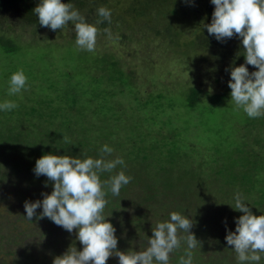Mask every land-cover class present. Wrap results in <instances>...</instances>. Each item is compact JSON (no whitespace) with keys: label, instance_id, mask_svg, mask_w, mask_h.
I'll use <instances>...</instances> for the list:
<instances>
[{"label":"rangeland","instance_id":"obj_1","mask_svg":"<svg viewBox=\"0 0 264 264\" xmlns=\"http://www.w3.org/2000/svg\"><path fill=\"white\" fill-rule=\"evenodd\" d=\"M188 4L189 0H176L172 4L166 0H82L74 7L87 23L100 30L94 52L78 49L71 22L56 31L33 25L17 28L12 26L15 14L0 13V103L7 100L18 105L11 110L16 114L0 111V141L7 136L29 137L28 125L38 123L37 115H21L19 105H41L42 99L53 97L54 105L60 108L62 104L57 98L60 93L56 94L49 86L53 82L69 87L82 99L85 120L81 122L91 125L90 132L85 134L108 138L102 145H113L112 148H116L114 159L122 157L125 161V165L117 167L129 172L130 167L137 166L155 187L162 190L164 186L171 194L176 193L177 201L171 212L182 215L185 212L182 213V209L189 205L192 208L185 217L192 220L201 215L198 217L201 220L193 221V234H199L208 246L209 256L205 261L213 258L221 264L233 261L240 264L237 253L231 249L233 245H228L225 237L228 232H235L237 215L244 213L234 209L237 189H226L229 173L220 174L219 179L214 171L222 172L233 158L238 160L233 155L242 150L243 156L257 161L256 166L261 169L257 175L264 183V117H248L242 109H235L233 101L216 112L200 113L184 106L188 87L197 86L210 94L230 89L231 69L245 64V61L239 65L232 62L238 57V52L232 48L243 47L242 38L233 37L232 48L214 43L198 45L197 36L208 32L205 25L210 24L212 18L189 8ZM100 7L111 11L110 24L91 21L95 17L100 19L97 14ZM135 8L143 10L142 16L134 14ZM168 22L176 34L167 31ZM1 28L14 40L10 42ZM6 47L14 51L9 52ZM219 52L225 53L222 64H217ZM246 66L250 73L258 71L252 65ZM20 70L27 77L26 88L10 96V77ZM119 70L121 74H117ZM68 72L70 75L65 76ZM161 93L160 102L164 104L161 109L173 104L164 112L156 110L155 104L149 101ZM94 122L98 126H92ZM95 128H100L101 132L94 133ZM165 140L175 146L164 148ZM172 146L175 147L173 153L170 152ZM200 156L207 157L205 165ZM193 158H197V162ZM0 174L7 179L0 186L3 242L10 235L12 239L26 238L21 245L40 242L42 230L35 237L23 236L38 227L20 216L25 208L12 195L17 191L14 177L4 170H0ZM255 179L248 181L255 182ZM242 197L243 202L247 201V197ZM221 210L225 212L220 214ZM251 211L256 216L264 215L256 206ZM157 217L150 221L156 222ZM203 221L202 227L195 231V226ZM198 248L199 245L194 250ZM5 260L7 264H16L15 256ZM261 262H264V253L259 264ZM106 264H119V258L109 257Z\"/></svg>","mask_w":264,"mask_h":264},{"label":"trees","instance_id":"obj_2","mask_svg":"<svg viewBox=\"0 0 264 264\" xmlns=\"http://www.w3.org/2000/svg\"><path fill=\"white\" fill-rule=\"evenodd\" d=\"M167 1L171 4L176 2V0H166V3H168ZM40 2L41 0H0V13L8 15L15 14L14 24L12 25L14 27L20 28V26L32 25L41 27L39 24V17L34 13L35 7H37ZM61 2H71L73 5H78L82 0H61ZM188 5L189 8H193L200 14L206 13L209 18H212V14L215 10V5L211 3V0H189ZM172 11L174 15L177 13L176 9ZM135 13L138 16H142L143 10H137V8H135L134 14ZM97 19L99 18L95 17L91 21H97ZM17 21L18 24H15ZM12 26L10 28H13ZM166 29L169 33H177L171 28L170 22L167 23ZM1 30L6 33L10 42L14 40V37L7 33V30L2 28ZM203 30L205 31V28ZM12 31L15 33V30ZM197 40L198 45L202 43H214L216 45L222 44L220 46L222 48H226L227 46L232 48L233 46L230 45V43L233 42L234 38L232 37L226 39L224 42H220L214 35L204 32L200 36H197ZM191 45L194 46L193 42ZM6 49L9 52L14 51V48L11 47H6ZM232 49L238 52V57L234 58L232 62H234L235 65L242 64L245 61V50L243 47H240V49ZM219 53L220 56L217 58V64H222V57H225V53ZM112 64L116 66L117 63L113 62ZM121 73L122 71L119 70L117 74ZM69 75L70 72L65 76ZM49 87L54 89L56 94L60 93L57 98H59L62 106L58 108L54 105L55 98L53 97L42 99L41 105L37 104L32 107L19 105V112L21 115L24 117H33L37 115L39 119L36 122L38 123H30L28 125L29 137H22L21 135L7 136L0 141V170L6 171L7 175L10 177H14L17 191L12 195H14L19 204L22 203L23 206L25 201H42L44 199L42 193L50 195L54 190V182L49 181L44 175L36 176L34 172L36 161L39 158L44 155L52 154L60 156L69 155L73 158H80L81 160L89 157L99 159L102 155L100 151L103 147L102 144L108 141L107 137H102L98 134H85V132H90L91 125L89 122L88 124L81 122L85 120L83 111L84 105L81 103L82 99H78L73 90L65 85L53 82ZM162 93L156 95L155 99L149 101L155 104L156 110H162L164 112L168 109V106L171 109L170 106H173V104L169 103L165 109H161L164 105L160 102L163 98ZM230 94V89H225L220 93L210 94L203 92V90L197 86H190L187 89L184 106L189 110H197L200 113L204 111L216 112L217 109L225 108L228 104L232 103ZM8 113L16 114V111H9ZM5 115H7V113L4 114V116ZM92 126L96 127L98 124L94 122ZM100 132V128H95L94 133ZM63 137H67V141H65ZM163 143L162 145L166 149L171 145L175 146L174 143H170L171 145H169L168 140H165ZM108 146L112 148L113 145ZM173 146L170 149L171 153L175 152V147ZM112 149L116 150V148ZM242 154H244L242 150L235 153L233 156L238 160L233 158L226 169L222 172L214 171V173L221 179L220 174L222 175V173L228 172L229 174H226V178H228L226 181V189H228V187H233L237 189V192H243L242 196L247 197V201H244V203H246L251 210L256 206L260 212L264 213V183L262 177L258 176L261 169L256 166L257 161H252L251 158L243 156ZM104 158L107 160H114L113 152L111 155H105ZM200 159H202L203 165L207 163V157L200 156ZM197 160V158H193V161L197 162ZM4 166H7V168L4 169ZM239 169L243 170L236 173ZM9 170L11 172L10 174ZM119 171L122 170L117 167L112 173H102L100 178L101 180H108ZM128 171L129 172L124 171V173L132 177L131 182L121 188L119 196H113L108 192L106 199L109 203L106 205L103 215L116 229L115 236L118 239V251H144L149 246L148 239L153 236L152 229H155L158 223L166 222L170 218L171 211L177 201V195L176 193L171 194L164 186L162 190H160V187H155L151 183L150 177H148V175L146 176L137 166L130 167ZM133 171L137 172L139 176L133 174ZM253 177H256L255 182H249L248 180ZM6 180V176L1 178L0 174V186H3ZM254 195L256 197H254ZM191 205L195 204L192 203ZM189 208L192 207L187 205L184 210L182 209V213L185 211L182 214L183 216L188 214L190 211H188ZM42 211V207L38 208L36 210L37 216H39ZM224 212L225 210L219 211L220 214ZM159 214H161V216L157 217ZM26 215V211L20 214L22 220L27 219ZM200 216L201 215L198 214L192 221L201 220L198 218ZM214 216H216V214ZM240 216L241 215H237L238 218ZM153 217L158 218L154 223L150 221ZM28 223L36 224L38 228L37 230L31 228L28 232L24 233L23 236L28 238L35 237L38 231L42 230V232L39 233V237L42 240L37 243L32 242L21 245L26 242V238L22 237L20 240H18L19 238L12 239L10 235V237L3 242L4 236L1 235V233H3V228L0 227V264H7L5 259L9 256H15L16 264H53L54 259L62 256L69 248H76L77 251L83 250V245L77 239L78 230H73V232L69 233L63 227L57 226L47 217L37 219L36 216H34L31 221L28 220ZM203 224L204 221L198 223V227L195 226V231L200 229ZM193 227L190 229L191 233H193ZM179 235L185 237L187 233L181 231ZM195 235L197 240L201 242V246L199 245L198 249L192 250L193 264H221L220 261L214 260L213 258L209 259V261H205V258L209 256L208 246L203 243L199 234ZM15 245L19 247V249H16ZM225 247L228 251L229 246L225 244ZM185 249H187V243L182 240L181 247L170 254L169 264H179L180 257L185 255ZM231 249L234 251L233 246ZM232 264L239 263L233 261ZM260 264H264V262Z\"/></svg>","mask_w":264,"mask_h":264},{"label":"clouds","instance_id":"obj_3","mask_svg":"<svg viewBox=\"0 0 264 264\" xmlns=\"http://www.w3.org/2000/svg\"><path fill=\"white\" fill-rule=\"evenodd\" d=\"M215 5L212 21L205 25L210 35L224 42L234 36L242 38L245 64L231 69V101L237 111L243 110L250 118L264 117V0H211ZM34 13L39 17L41 27L52 31L64 29L71 22L76 33V45L80 50L94 52L100 30L86 22V18L74 5L61 0H41ZM100 17L97 24L111 23V11L105 7L97 10ZM107 32L108 30L105 29ZM110 35V33H109ZM246 65L258 71L249 72ZM8 95L19 94L27 85L23 70L10 77ZM18 105L13 101L0 103V111H11ZM67 141V137H63ZM101 158H73L69 155H44L36 161V176L44 175L54 182L51 194L42 193L44 199L25 201L26 218L32 220L47 217L69 233L78 230L77 239L83 245L82 251L69 248L53 264H106L109 257L117 256L119 264H169L170 254L187 243L185 255L179 264H193V251L201 242L190 229L193 221L178 212L170 214V220L160 222L152 229L144 251L122 252L117 250L116 229L103 215L109 201L108 192L119 196L121 188L128 185L132 177L119 171L108 180H101L102 173H112L117 166L125 165L122 157L107 160L105 155L114 151L105 144ZM47 186V185H45ZM43 211L37 216L38 208ZM235 210L244 215L236 220L235 232H228L225 239L234 246L240 264H259L264 253V215L256 216L243 202L242 194L235 195ZM187 233L185 237L180 232Z\"/></svg>","mask_w":264,"mask_h":264}]
</instances>
